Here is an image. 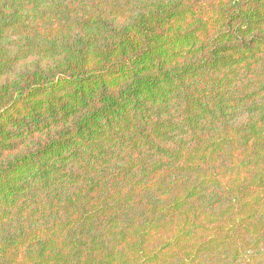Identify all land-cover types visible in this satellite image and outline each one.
Listing matches in <instances>:
<instances>
[{"label": "trees", "instance_id": "1", "mask_svg": "<svg viewBox=\"0 0 264 264\" xmlns=\"http://www.w3.org/2000/svg\"><path fill=\"white\" fill-rule=\"evenodd\" d=\"M0 264H264V0H0Z\"/></svg>", "mask_w": 264, "mask_h": 264}]
</instances>
